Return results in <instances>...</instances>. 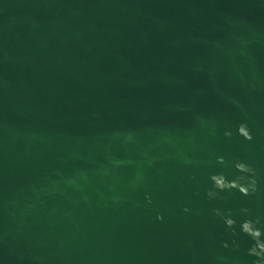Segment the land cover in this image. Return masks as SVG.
Segmentation results:
<instances>
[{"label":"water","instance_id":"95a60500","mask_svg":"<svg viewBox=\"0 0 264 264\" xmlns=\"http://www.w3.org/2000/svg\"><path fill=\"white\" fill-rule=\"evenodd\" d=\"M258 243L264 0H0V264H264Z\"/></svg>","mask_w":264,"mask_h":264},{"label":"clouds","instance_id":"9594fccd","mask_svg":"<svg viewBox=\"0 0 264 264\" xmlns=\"http://www.w3.org/2000/svg\"><path fill=\"white\" fill-rule=\"evenodd\" d=\"M245 230H246V231L248 230V229H247V225H245ZM255 235H256V236H259V232H256ZM257 247H259V249H260V253H264V244H260V243H258V244H257ZM253 253L256 254V255H259V254H260V253H256L255 250H253Z\"/></svg>","mask_w":264,"mask_h":264}]
</instances>
